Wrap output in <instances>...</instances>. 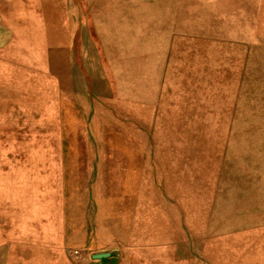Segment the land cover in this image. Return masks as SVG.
<instances>
[{
	"label": "rangeland",
	"instance_id": "rangeland-1",
	"mask_svg": "<svg viewBox=\"0 0 264 264\" xmlns=\"http://www.w3.org/2000/svg\"><path fill=\"white\" fill-rule=\"evenodd\" d=\"M31 257L264 264V0H0V264Z\"/></svg>",
	"mask_w": 264,
	"mask_h": 264
},
{
	"label": "bare ground",
	"instance_id": "bare-ground-1",
	"mask_svg": "<svg viewBox=\"0 0 264 264\" xmlns=\"http://www.w3.org/2000/svg\"><path fill=\"white\" fill-rule=\"evenodd\" d=\"M30 261H31V264H49L50 260L48 261V259L44 257L43 259H40V261H38L36 258L31 257Z\"/></svg>",
	"mask_w": 264,
	"mask_h": 264
},
{
	"label": "crops",
	"instance_id": "crops-1",
	"mask_svg": "<svg viewBox=\"0 0 264 264\" xmlns=\"http://www.w3.org/2000/svg\"><path fill=\"white\" fill-rule=\"evenodd\" d=\"M66 197L69 198V196H66ZM18 250H19V249H18ZM22 252H23V253H24V252H29V250H28V251H24V250H22ZM49 264H54V263H53L52 260H50V261H49Z\"/></svg>",
	"mask_w": 264,
	"mask_h": 264
}]
</instances>
